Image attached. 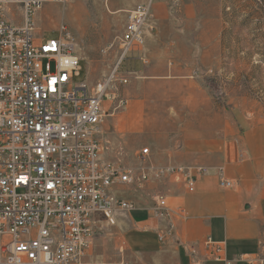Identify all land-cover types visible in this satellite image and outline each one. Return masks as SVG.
I'll list each match as a JSON object with an SVG mask.
<instances>
[{"label":"built area","instance_id":"2783aa9c","mask_svg":"<svg viewBox=\"0 0 264 264\" xmlns=\"http://www.w3.org/2000/svg\"><path fill=\"white\" fill-rule=\"evenodd\" d=\"M74 1L0 0V264H88L97 224L114 227L116 210L134 208L116 199L112 188H138L151 178L148 147L140 150L137 168L103 157V120L122 103L107 108V88L113 81L127 84L128 77L116 68L95 86L75 84L81 58L67 26H58L55 40L32 33L36 11L48 3ZM151 7L149 0L128 13L120 38L125 54L143 50ZM8 12L22 18L21 26L5 20ZM178 175L193 192L196 177L183 167L154 174ZM219 186L232 184L221 179ZM152 216H170L161 194L155 196ZM205 250L211 260L231 264L221 243L208 238ZM248 263L264 264V247ZM192 264L199 262L193 258Z\"/></svg>","mask_w":264,"mask_h":264},{"label":"rangeland","instance_id":"374dc122","mask_svg":"<svg viewBox=\"0 0 264 264\" xmlns=\"http://www.w3.org/2000/svg\"><path fill=\"white\" fill-rule=\"evenodd\" d=\"M161 2L166 18L160 28L153 27L157 59L151 76L126 72L149 66L142 53L146 40L141 52L125 54L120 43L125 22L107 2H70L64 12L46 4L33 15L32 33L45 31L44 40L57 39L52 26L64 20L83 61L75 84L95 86L116 68L128 77L127 84L113 81L107 88L105 106L122 103L103 120V157L137 168L144 147L178 148L196 138L222 141L238 137L240 128L250 132L255 148L264 146V0ZM69 7L77 11L73 19ZM4 18L15 27L22 24L19 15ZM122 241L116 225L100 221L88 253L91 262L143 264L127 254Z\"/></svg>","mask_w":264,"mask_h":264},{"label":"crops","instance_id":"0c3cea01","mask_svg":"<svg viewBox=\"0 0 264 264\" xmlns=\"http://www.w3.org/2000/svg\"><path fill=\"white\" fill-rule=\"evenodd\" d=\"M148 1L109 0L108 9L113 14L118 13L126 24L128 13ZM151 2V17L144 29L145 53L144 50L142 52L150 64L139 65L136 71L147 76L156 71L153 67L157 59L153 27L160 28L166 18L161 0ZM46 6L53 11H65L64 5L48 3ZM43 9L36 11L35 15L38 17ZM13 10L20 12L18 8ZM76 12L69 7L70 19L77 16ZM63 23L61 19L52 26V30H57ZM44 32H35V38H42ZM237 134L238 137L222 141L189 139L178 148L164 147L160 143L151 145V155L146 161L150 180L138 188L121 185L112 188L116 199L134 206L131 211H115L116 228L122 232V244L127 254L137 257L143 264H192L193 258L199 264H224L207 257L205 241L208 238L223 245L224 258L231 264H249L248 259L255 258L262 251L264 146L258 144L255 148L249 140V131L240 128ZM173 166L183 167L196 177L193 192L187 190L179 175L168 178L154 176L157 169ZM199 169L205 172L199 174ZM221 179L231 183L232 187H220ZM157 194L165 197L170 211L168 218L152 216ZM87 262L94 264L90 255Z\"/></svg>","mask_w":264,"mask_h":264},{"label":"trees","instance_id":"16d2710c","mask_svg":"<svg viewBox=\"0 0 264 264\" xmlns=\"http://www.w3.org/2000/svg\"><path fill=\"white\" fill-rule=\"evenodd\" d=\"M137 70H134V71H132V70H127L126 72H136Z\"/></svg>","mask_w":264,"mask_h":264}]
</instances>
